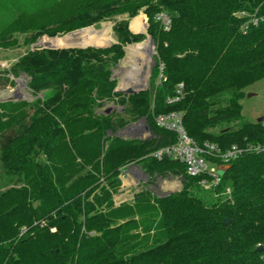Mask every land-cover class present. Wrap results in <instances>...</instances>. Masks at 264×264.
<instances>
[{
  "label": "trees",
  "instance_id": "1",
  "mask_svg": "<svg viewBox=\"0 0 264 264\" xmlns=\"http://www.w3.org/2000/svg\"><path fill=\"white\" fill-rule=\"evenodd\" d=\"M140 11L157 52L150 91L116 90L114 68L143 38L127 20L111 46L32 48L20 58L15 74L42 96L0 101V175L17 184L0 191V264H264V150L254 149L264 146V123L241 111L245 90L264 79V0H33L19 20L0 23V45ZM110 100L123 111L98 113ZM170 112L201 145L251 149L206 189L183 163L150 155L177 141L156 123ZM139 118L153 138L116 135ZM139 159L156 176L180 175L181 189L141 190L115 206L122 166Z\"/></svg>",
  "mask_w": 264,
  "mask_h": 264
},
{
  "label": "rangeland",
  "instance_id": "2",
  "mask_svg": "<svg viewBox=\"0 0 264 264\" xmlns=\"http://www.w3.org/2000/svg\"><path fill=\"white\" fill-rule=\"evenodd\" d=\"M33 0H0V23L6 22H16L20 19V13L22 11H27L31 8ZM140 17H142L143 22L140 21ZM127 20L129 28L134 33H142L143 38L137 43H131L126 46V55L119 62V64L113 70V77L117 80L116 89H122L125 87H130L133 89H143L150 91L152 89V73L153 69L156 65L154 61L156 59V45L152 44L153 51L151 52V56H147L148 52L146 51L145 55L141 57L138 54H134L131 56L132 51H130V47L138 44L150 41L151 35L146 30L149 28L148 24V16L143 11H140L137 15L130 17L128 14H119L114 16L112 19H106L101 21L98 24L90 25L83 28H92L95 32H104L107 31V42L102 45H94L88 44L92 46H100L106 47L111 46L114 43L118 42V37L114 30V26H116L121 21ZM132 24L135 25L137 30L132 27ZM81 29V28H80ZM107 29V30H105ZM82 31V30H81ZM67 34V33H66ZM66 34H58L55 36H51L48 34L41 35L32 45H26L23 42L24 34H18L19 44L16 46H4L0 45V99L5 98L9 95L16 97L13 101H27L30 104L34 102L39 96L42 94H35L33 92V88L30 85V77H28L25 73L15 74V69L18 67V62L20 58L27 52V50L32 48H49L50 45H46L41 43V40L44 38L53 39L55 38H63L67 37ZM110 36V37H109ZM73 46V45H72ZM72 46H58L60 48H69ZM56 47V46H53ZM51 49V48H50ZM132 60V61H131ZM138 68H136V67ZM136 68V69H135ZM137 70V72H136ZM134 71L136 73H134ZM146 74V75H145ZM138 78L137 83L134 82L133 79ZM13 81V82H12ZM133 84H138V86H134ZM129 95V94H127ZM242 103V116L244 120L251 122H259L258 120L261 118L260 122L264 123V79L251 85L245 90V97L241 101ZM124 105H121L120 102L115 100L106 101L102 106L97 108L98 113H109L115 111H123ZM142 118H139L134 121H129L127 125L138 123ZM125 125V126H127ZM235 125V124H233ZM124 126V127H125ZM123 127V128H124ZM121 128L116 135L122 138H139L132 137L128 131H122ZM219 128H216L215 131H218ZM147 157V155H146ZM139 160H133L122 166L121 172L118 176L119 182L115 187L116 190L112 193V199L115 206H120L123 203L131 202L134 197L141 192V190H151L152 194H157L158 196H163L168 194L169 191H177L180 190L183 181L180 175H171L168 176H156L154 173L146 172V168L143 167V163H139ZM133 171L137 179H139V183L135 181V178L130 173L127 177L124 175L127 173V170ZM2 171L0 166V172ZM138 181V180H137ZM106 184V183H105ZM162 189L160 188L162 186ZM15 181H13L10 177H6L0 175V191L7 189L8 187L15 186ZM229 190V189H228ZM228 193V191H227ZM210 194L209 191L200 190L199 195L204 196ZM125 212V211H124ZM122 221V220H121Z\"/></svg>",
  "mask_w": 264,
  "mask_h": 264
},
{
  "label": "built area",
  "instance_id": "3",
  "mask_svg": "<svg viewBox=\"0 0 264 264\" xmlns=\"http://www.w3.org/2000/svg\"><path fill=\"white\" fill-rule=\"evenodd\" d=\"M166 30L171 28L172 20L170 16L165 13L157 15ZM250 22L256 23V19H251ZM183 84H179L177 88V95L168 98V102L172 103L179 100L183 95ZM156 123L159 127L176 133L177 141L175 143L154 149L150 155L161 160L163 158H170L177 160L185 166L186 174L189 177L203 176L200 180L201 186L206 189L213 188L221 182L222 176L218 174V170H227L229 164L244 153V151L251 148H241L238 145H233L226 150H223L217 144L205 142L203 145L196 142L188 135L184 125L182 114L178 112H170L160 114L156 117ZM128 131L132 137H139L138 139H150L154 137V133L150 129L146 119L142 118L138 123L125 126L122 131ZM256 150H264V146L260 145L254 147ZM127 170L124 175L127 177L130 173L135 178L136 182H140L136 178L135 173ZM130 172V173H129ZM205 176V177H204ZM138 180V181H137ZM165 188L162 184L160 187ZM228 193L229 190L227 189ZM55 230V229H53Z\"/></svg>",
  "mask_w": 264,
  "mask_h": 264
},
{
  "label": "bare ground",
  "instance_id": "4",
  "mask_svg": "<svg viewBox=\"0 0 264 264\" xmlns=\"http://www.w3.org/2000/svg\"><path fill=\"white\" fill-rule=\"evenodd\" d=\"M140 21L143 22L142 17H140ZM105 30H107V29H105ZM107 40H108L107 31L95 32L92 28H86L82 31L71 33V34L67 35V37H63V38L57 37V38L49 39L46 37V38L41 40V43H44L46 45H50L52 47L53 46H56V47H58V46H72V45L73 46H85L88 44H94V45H102L104 43L106 44ZM152 48H153L152 43L150 41H147L144 43L135 44V45L131 46L129 49H130V51H132L131 56L134 53V54H138L141 57H143V56H146L145 55L146 51L148 52L147 56H151V52L153 51ZM136 68H138V67H136ZM136 72H137V70H136ZM136 72L134 71V73H136ZM133 81L134 82H132V83L139 82L138 78L133 79ZM133 85L138 86V84H133ZM125 88H129V87H125Z\"/></svg>",
  "mask_w": 264,
  "mask_h": 264
},
{
  "label": "water",
  "instance_id": "5",
  "mask_svg": "<svg viewBox=\"0 0 264 264\" xmlns=\"http://www.w3.org/2000/svg\"><path fill=\"white\" fill-rule=\"evenodd\" d=\"M85 28H81V29H77V30H74V31H70V32H68L67 34H66V36L67 35H69V34H71V33H74V32H78V31H81V30H84ZM146 30H147V25H146ZM53 38H55V37H53ZM150 42L152 43V44H154V41H153V39L152 38H150ZM87 46H92V45H85V46H72V47H69V48H75V47H78V48H85V47H87ZM49 48H52V49H58V48H60V47H52V46H49ZM62 48H64V47H62ZM154 63H156V61H154ZM116 90H118V91H120V92H122V93H124V94H129V95H131V94H135V93H138V92H140V91H142L143 89H133V88H122V89H116ZM16 99V97H14V96H11V95H9V96H7V97H5V98H2V99H0V101H13V100H15ZM105 114H109V111H107ZM262 119L260 118L258 121L260 122ZM225 172H226V170H224V169H220V170H218V174L220 175V176H223L224 174H225ZM172 192H174V191H169V193H172ZM229 222V220L227 219L226 221H225V224H227Z\"/></svg>",
  "mask_w": 264,
  "mask_h": 264
},
{
  "label": "crops",
  "instance_id": "6",
  "mask_svg": "<svg viewBox=\"0 0 264 264\" xmlns=\"http://www.w3.org/2000/svg\"><path fill=\"white\" fill-rule=\"evenodd\" d=\"M77 30V29H76ZM74 31V30H73Z\"/></svg>",
  "mask_w": 264,
  "mask_h": 264
}]
</instances>
